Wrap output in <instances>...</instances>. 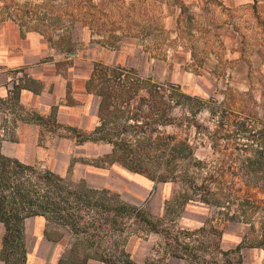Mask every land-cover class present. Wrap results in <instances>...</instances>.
Wrapping results in <instances>:
<instances>
[{"label":"rangeland","instance_id":"374dc122","mask_svg":"<svg viewBox=\"0 0 264 264\" xmlns=\"http://www.w3.org/2000/svg\"><path fill=\"white\" fill-rule=\"evenodd\" d=\"M4 2L18 25L45 37L67 78L65 102L84 77L98 100L108 93L85 131L52 109L42 117L0 100V137L14 136L13 115L37 121L41 143L60 136L57 166L22 162L25 188L46 204L47 234L64 246L59 264H264L260 210L246 202L264 204L263 9L225 11L216 0ZM235 15L240 36L227 40ZM143 84L161 95H146ZM0 238L6 263L22 264V233L4 229Z\"/></svg>","mask_w":264,"mask_h":264},{"label":"crops","instance_id":"0c3cea01","mask_svg":"<svg viewBox=\"0 0 264 264\" xmlns=\"http://www.w3.org/2000/svg\"><path fill=\"white\" fill-rule=\"evenodd\" d=\"M4 0H0V98L16 100L23 106L22 113L35 112L45 117L51 109L56 120L62 118L70 125L81 130H90L96 124L98 97L87 92L84 78L81 87L71 95L74 101L65 102L67 78L55 71L51 57V47L45 37L34 29H24L18 25L11 14L3 10ZM217 6L225 11H237L241 8H256L264 11V0H216ZM234 18V19H232ZM227 17L223 38L232 40L239 37V30L233 27L238 21L237 15ZM253 17L252 23H256ZM263 23L262 21H260ZM230 50L234 49L232 45ZM26 116H11L14 119L13 137L4 135L0 141V152L3 155L18 159L24 163H38L46 168H53L59 162L56 151L60 136L54 134L52 142H39L37 135L41 126L37 121H30ZM69 148L70 139H67ZM23 238L22 264H59L63 258V244L47 234V221L43 214L33 213L24 216L18 228ZM4 230L0 223V236ZM1 239V238H0ZM9 249H14L10 247ZM6 255L1 252L0 264L6 263ZM18 257L11 254V261ZM85 264H105L101 260L88 258Z\"/></svg>","mask_w":264,"mask_h":264},{"label":"trees","instance_id":"16d2710c","mask_svg":"<svg viewBox=\"0 0 264 264\" xmlns=\"http://www.w3.org/2000/svg\"><path fill=\"white\" fill-rule=\"evenodd\" d=\"M143 90L146 95L160 96L159 88H154V90H149L143 84ZM99 93V105L103 96L107 95V92H98ZM2 101L3 99L0 98ZM165 111L162 113V117L165 118ZM11 120H14L11 118ZM149 135L143 136L149 138ZM2 137H0L1 141ZM111 140L110 137L106 138ZM124 141V140H122ZM115 142L112 141V144ZM144 152V151H143ZM148 152V150H147ZM148 154V153H147ZM130 169H134L130 164H126ZM28 164L20 162L18 159L13 157H8L3 155L0 152V221L3 223L5 231L8 233L12 231H18L19 223L21 219L29 214L40 213L45 216L46 204L38 203L37 199L31 196V193L25 188L23 184L24 179V170L28 168ZM45 175L59 180V177L55 176L48 170H44ZM147 171L143 169V173ZM264 183V182H263ZM261 186L264 184L260 183ZM36 202V203H34ZM248 207L258 208L260 210V215L258 216V225L256 231L258 232L257 242L260 246L264 248V204H255L253 201H246ZM242 211V210H241ZM251 228L253 225L251 221L248 223ZM239 247L236 245L234 250H237ZM229 250H220V253L224 256L225 260H229L227 253ZM240 257V255H238ZM239 261V260H238ZM241 262H238V264Z\"/></svg>","mask_w":264,"mask_h":264}]
</instances>
